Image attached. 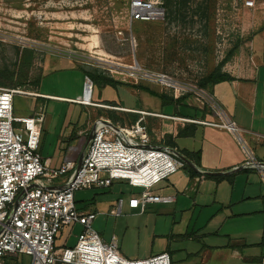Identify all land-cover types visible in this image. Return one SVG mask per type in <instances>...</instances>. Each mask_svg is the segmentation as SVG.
Instances as JSON below:
<instances>
[{"label": "rangeland", "instance_id": "1", "mask_svg": "<svg viewBox=\"0 0 264 264\" xmlns=\"http://www.w3.org/2000/svg\"><path fill=\"white\" fill-rule=\"evenodd\" d=\"M163 1L168 6L165 20L143 21L130 20L129 0H0V70H17L23 47H35L39 54L30 79L40 80L37 87H28L30 91L82 98L86 68L125 83L111 85L92 74V101L174 113L173 102L164 103L158 95L169 92L147 79L137 80L130 66L199 82L202 69L215 66L246 37L242 33L252 28L244 29L246 19L252 21L254 11L264 10V0H255L252 8L245 7L243 0ZM104 51L113 57L104 56ZM38 95L16 94L14 116L44 112L39 152L56 162L78 143L76 132L91 127L100 115L99 108ZM195 106L186 108L189 115L197 114ZM146 120L151 135L164 134L168 139L163 133L167 126L158 119ZM197 127L188 138L176 139L181 148L185 142L199 147L202 126ZM187 175L186 168L180 169L151 188L115 180L111 187L81 189L75 194L76 205L79 210L98 213L93 228L106 241L115 237L123 256L144 259L169 250L175 262L199 246L188 240L191 232L185 231L202 208V182L189 183ZM145 190L177 195L178 203L149 204L141 214L125 205L122 214L110 213L118 199L127 201ZM82 229L81 225L64 227L56 236V245L74 246ZM21 262L31 264V256L23 255Z\"/></svg>", "mask_w": 264, "mask_h": 264}, {"label": "built area", "instance_id": "2", "mask_svg": "<svg viewBox=\"0 0 264 264\" xmlns=\"http://www.w3.org/2000/svg\"><path fill=\"white\" fill-rule=\"evenodd\" d=\"M243 2L246 7L255 6V0ZM167 14L163 0H129L130 20L162 21ZM130 68L137 80L143 78L159 84L174 98L191 95L201 107L210 108L216 114V121L206 123L232 133L244 154L242 165L235 169H253L264 182V162L257 158L243 130L209 89L196 80L139 66ZM92 85L93 79L86 75L83 97L73 102L136 112L141 116L135 123L122 124L98 115L90 128L78 130L81 144L86 141L80 167L70 154L59 167H51L49 160L39 152L43 111L21 118L14 116L16 94L39 95L26 87L0 86V264L12 254L31 256V264H172L166 251L144 259L123 256L115 237L106 241L93 228L97 213L77 208L75 194L81 189L111 187L115 180L151 188L189 167L187 157L176 145L166 143L164 134L151 135L146 118L184 123L194 120L93 102ZM259 138L264 140V135ZM64 177L65 180L54 185V180ZM176 200L175 195L145 190L139 196H131L127 202L119 199L110 213L122 214L126 204L130 209L144 211L149 204H171ZM70 225L83 228L77 243L72 247H58V232Z\"/></svg>", "mask_w": 264, "mask_h": 264}, {"label": "crops", "instance_id": "3", "mask_svg": "<svg viewBox=\"0 0 264 264\" xmlns=\"http://www.w3.org/2000/svg\"><path fill=\"white\" fill-rule=\"evenodd\" d=\"M263 23L264 10L254 11L252 21L246 19L244 29L252 25L250 26L252 34L250 31L242 33V37L246 36L242 39L244 42L222 68V73L229 74L233 79L210 84L209 90L243 130V136L257 158L264 162V140L259 138L264 135V32L260 31ZM90 44L92 45L89 46L90 49H93V44ZM103 55L113 57L105 51ZM219 63L210 69H202L201 78L208 76ZM85 70L88 75L89 70L86 68ZM119 82L125 84L122 81ZM35 93L45 96L44 98L66 99L69 102L76 100V98H64L51 93L37 91ZM172 102L174 113H155L185 117L194 121L184 123L180 120L165 118L150 117V119L152 121L158 119L156 121L167 126V130L163 133L170 136L185 156L187 151L200 152L198 174L192 176L187 168L186 173L189 183L194 182L196 185L195 183L202 182V208L194 224L192 225L191 220L185 231V233L191 232L188 240L196 242L199 245L198 249H194L190 255L177 259L175 262H173L171 252L164 251L169 252L172 264H198V262L201 264H262L264 258V184L260 174L253 169H235L242 165L244 154L232 133L206 123L216 121V114L210 108L196 105L189 95L174 98ZM191 106H198L200 114L197 112L194 116L189 115L186 108ZM200 125L202 126V141L198 143L199 147L197 143L185 142L181 148L176 139L188 138L191 136L188 133ZM180 131L183 133L181 136L178 135ZM75 136L77 138V132ZM77 140L76 145L69 144L72 146L68 149V153L66 155L64 153L56 162L50 157L45 158L49 160L51 167H59L68 154L79 164L83 153L81 142L78 138ZM191 162L195 164L194 160ZM200 172H202V177ZM218 176H224V179L219 180ZM63 180L65 177L56 179L53 183L58 185ZM175 196L176 204L178 196ZM195 205H198L196 201ZM129 210L136 214L145 211L130 208Z\"/></svg>", "mask_w": 264, "mask_h": 264}, {"label": "trees", "instance_id": "4", "mask_svg": "<svg viewBox=\"0 0 264 264\" xmlns=\"http://www.w3.org/2000/svg\"><path fill=\"white\" fill-rule=\"evenodd\" d=\"M166 5L167 9L168 6L166 2H164ZM260 31L264 32V23L260 29ZM249 39V38H247ZM244 41L237 42V44L227 53L226 57L215 67V69L208 75L200 78L199 84L203 87H206L209 89L210 84L222 82V81H227V80H232L233 78L226 73H222V68L225 65V63L234 55L235 51L238 49V47L243 43ZM21 57L18 63V69L17 70H12L9 68H6L4 70H0V86L3 87H37L39 84V77L31 80V72L35 64V59L36 56L39 54L38 50L35 47H23L21 51ZM95 75L100 82H107L111 85H117L120 82L114 78L104 76L102 74L94 73V72H88V75ZM92 78V77H91ZM158 95L162 98V100L165 102H172L174 101V98L167 93H158ZM95 102V101H93ZM96 103H102V104H107V105H112V106H119L121 105L118 104H112V103H106V102H96ZM114 109H104V108H99V114L100 115H105L108 118L112 119L116 123H124L126 120L128 123H135L139 118L140 114L136 112H127V111H118ZM122 113L125 116L120 115ZM150 118V117H149ZM194 133V129L188 133V135H192ZM179 136L183 135L182 131L178 133ZM167 136V135H166ZM168 139H166V143L175 145V143L172 141L170 136H167ZM186 156H188L189 160H194L195 161V167H187V170L192 176H196L198 174V170L200 169V152H186ZM219 180L224 179V176H218L217 177ZM22 255H17V254H12L6 257L5 263L4 264H22L21 262Z\"/></svg>", "mask_w": 264, "mask_h": 264}, {"label": "water", "instance_id": "5", "mask_svg": "<svg viewBox=\"0 0 264 264\" xmlns=\"http://www.w3.org/2000/svg\"><path fill=\"white\" fill-rule=\"evenodd\" d=\"M82 158V157H81ZM80 158V160H79V164H78V167H80V165H81V163H82V159ZM185 160H186V162H187V164H188V166L189 167H195V165L193 164V162H191L188 158H185Z\"/></svg>", "mask_w": 264, "mask_h": 264}, {"label": "flooded vegetation", "instance_id": "6", "mask_svg": "<svg viewBox=\"0 0 264 264\" xmlns=\"http://www.w3.org/2000/svg\"><path fill=\"white\" fill-rule=\"evenodd\" d=\"M85 147H86V141L83 144H81V152L82 153L84 152Z\"/></svg>", "mask_w": 264, "mask_h": 264}, {"label": "bare ground", "instance_id": "7", "mask_svg": "<svg viewBox=\"0 0 264 264\" xmlns=\"http://www.w3.org/2000/svg\"><path fill=\"white\" fill-rule=\"evenodd\" d=\"M133 67H134V68H137V65H134ZM88 99H89V95L87 94V96H86V101H88Z\"/></svg>", "mask_w": 264, "mask_h": 264}]
</instances>
